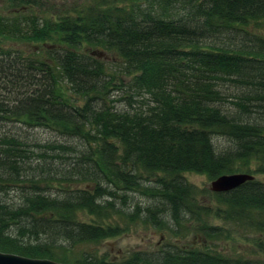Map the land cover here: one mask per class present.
<instances>
[{
  "label": "trees",
  "instance_id": "trees-1",
  "mask_svg": "<svg viewBox=\"0 0 264 264\" xmlns=\"http://www.w3.org/2000/svg\"><path fill=\"white\" fill-rule=\"evenodd\" d=\"M262 21L264 0H95L56 20L0 15V252L63 264H264V182L213 193L183 176L264 174ZM8 123L62 141L29 150ZM137 191L150 203L129 198ZM114 216L124 225L104 222ZM212 219L254 237L249 249L219 250L234 236ZM131 224L173 242L116 262L77 251Z\"/></svg>",
  "mask_w": 264,
  "mask_h": 264
},
{
  "label": "rangeland",
  "instance_id": "rangeland-1",
  "mask_svg": "<svg viewBox=\"0 0 264 264\" xmlns=\"http://www.w3.org/2000/svg\"><path fill=\"white\" fill-rule=\"evenodd\" d=\"M30 1V2H29ZM95 0H0V15L7 18H14L20 15H33L37 18H46L48 20H56L58 16L72 14V11L75 9H80L82 7L90 6ZM29 2V3H27ZM26 3V4H25ZM255 33L264 36V21L260 22L257 27H255ZM38 45H31V47ZM29 48V47H27ZM44 48V45H43ZM42 52V49L39 50ZM121 107V105L119 106ZM19 129V130H18ZM5 131H10V133L18 132L22 137L27 138V148L29 150H35L39 152V149L35 147L36 144L45 145L49 142H61L58 136L48 131L43 130H26L24 128H20L19 125L14 123H8L4 126ZM63 142L65 140L63 139ZM72 145H76V149H81L79 144H76L75 141L71 142ZM214 146L217 149H225L229 147L226 140L214 137L213 139ZM36 153V152H35ZM56 152H54L55 154ZM52 152H48L47 155H51ZM33 159V160H32ZM31 167H36V165L41 164V160L36 159L35 156L31 157ZM48 163L52 162L47 160ZM56 162V161H55ZM52 164L53 167L58 166V162ZM60 167V166H58ZM37 168L34 172H36ZM187 182L193 186H195L198 190H208V186L211 181L205 175H199L194 173H185L183 174ZM255 180L264 182V174L254 175ZM143 184H148L143 181ZM44 187V185H41ZM83 188L84 185L79 184L78 188ZM59 187L56 183L53 185V188L49 191L50 193H57V189ZM130 199L134 202H139L142 204L150 203L151 199L143 196L138 191L128 193ZM13 200L14 203L18 202V194L16 192H10L8 198ZM204 201L207 202L209 199H212L211 195L205 194L202 196ZM201 199V198H200ZM118 206H121L117 202ZM78 219L86 222L92 223L93 219L87 214H79ZM98 222V220H96ZM106 224H119L124 225L123 220L114 216L109 220L104 221ZM212 224L222 226L227 230H230V233L234 236L232 240L222 241L218 243V249L223 251L230 247V251L232 254H243L249 248L247 245L251 244V241L254 237L249 236L240 230L239 232H234V230L229 226V224H224L223 222H219L218 220H211ZM163 236V239H160ZM172 239V238H170ZM169 240V239H168ZM166 238H164V234L157 229L143 226L141 224L128 225V231L121 234L116 238L107 239L105 241L96 243V244H86L77 248V251H86L92 254H97L98 256L105 255L108 261H112L116 255L123 256L122 258L128 257L131 253L134 252H156V244L159 242L161 245L166 243H171ZM192 246L196 247V239L192 240ZM121 252V254H120ZM121 258V259H122Z\"/></svg>",
  "mask_w": 264,
  "mask_h": 264
},
{
  "label": "water",
  "instance_id": "water-1",
  "mask_svg": "<svg viewBox=\"0 0 264 264\" xmlns=\"http://www.w3.org/2000/svg\"><path fill=\"white\" fill-rule=\"evenodd\" d=\"M92 55L104 57L102 52H92ZM255 177L246 173L224 174L211 181L208 189L213 193H225L232 191ZM0 264H63L49 259H33L10 253L0 252Z\"/></svg>",
  "mask_w": 264,
  "mask_h": 264
},
{
  "label": "flooded vegetation",
  "instance_id": "flooded-vegetation-1",
  "mask_svg": "<svg viewBox=\"0 0 264 264\" xmlns=\"http://www.w3.org/2000/svg\"><path fill=\"white\" fill-rule=\"evenodd\" d=\"M160 239H163V236H162ZM162 245H163V244H162ZM162 245H161V243H159V242L156 244V252L158 251V249L161 248ZM120 254H121V252H120ZM122 257H123V256H121V255H120V257H119V255H116V256L114 257V259H113V262H116V261L120 260Z\"/></svg>",
  "mask_w": 264,
  "mask_h": 264
}]
</instances>
